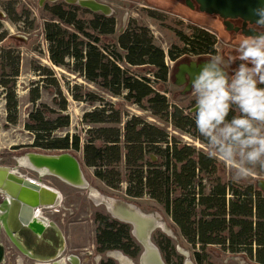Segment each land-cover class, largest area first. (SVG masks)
Here are the masks:
<instances>
[{
  "label": "trees",
  "instance_id": "obj_1",
  "mask_svg": "<svg viewBox=\"0 0 264 264\" xmlns=\"http://www.w3.org/2000/svg\"><path fill=\"white\" fill-rule=\"evenodd\" d=\"M46 11L50 20L45 24V38L49 43V60L55 67L98 86L126 105L149 112L181 133L197 130L194 114L171 105L156 87L169 81L166 58L174 61L181 57L184 47L177 55L173 51L166 55L155 44L149 29L136 21L117 34L115 16L107 17L76 5L54 3L47 5ZM13 15L17 17L11 19ZM8 17L13 22L22 18L14 8L9 10ZM151 17H155L154 13ZM2 20L0 15V91L6 101L8 122L17 125L16 87L22 57L7 42L21 41L4 31ZM192 32L195 34L190 36V42L195 52L216 55L211 34L201 28ZM188 38H183L184 44ZM141 68H149L147 76L134 73V69ZM34 72L43 78L52 77L56 94L63 99H54L58 110L48 105L37 107L40 85L30 90V101L35 106L26 123V129L34 135L31 150L47 155L70 153L76 158L74 153L81 152L83 164L77 159L82 171L83 167L92 169L95 178L112 190L126 184L128 198L148 197L156 202L181 238L195 250V264H204L206 251L214 247L231 254H245L255 264H264V191L254 185L224 182L218 177L215 158L173 138L166 128L116 110L113 104L79 84L68 87L72 98L100 106L84 114L83 122L88 127L84 138L70 133L59 135L70 127V117L65 115L68 101L61 83L49 68L40 65ZM94 222L99 254L121 249L133 259L140 257L142 249L129 225L100 212L95 213ZM153 241L166 264H174L173 259L180 258L170 238L158 234ZM102 264L113 262L107 260Z\"/></svg>",
  "mask_w": 264,
  "mask_h": 264
},
{
  "label": "rangeland",
  "instance_id": "obj_2",
  "mask_svg": "<svg viewBox=\"0 0 264 264\" xmlns=\"http://www.w3.org/2000/svg\"><path fill=\"white\" fill-rule=\"evenodd\" d=\"M97 1L107 3L115 10L114 16L117 20V34L124 31L131 21H136L139 25L149 29L155 44L161 47L166 55H169L171 51L177 55L184 47L183 38L191 36L192 31L197 27L209 30L224 42L229 41V38L214 17L201 14L200 12L193 13L184 10L179 6L171 5L165 0ZM62 2L60 1L58 3ZM52 4L54 3L46 1L42 6L41 0H0V14L3 15L4 31L10 37L21 41L20 44L9 41L7 45L18 49L22 57L21 75L17 80L16 87L19 101V121L17 125H12L8 122L6 101L0 91V167L15 168L17 158L23 157L28 153H36V151L30 149L34 144V135L26 129L28 115L35 108L30 101V90L35 88L37 86L36 84L40 85L41 99L38 101L37 107L40 105H48L58 110L59 106L55 104L54 99L57 98L59 102H62L63 97H59L56 94V88L53 86V80L51 79L52 77L48 76L43 78L34 72L35 68L41 65L55 72L56 78L61 83L64 97L68 101V110L65 115L70 117V127L66 131L59 132V135L70 133L71 135H80L84 138L88 127L83 122V116L85 113L92 112L100 106L99 104L89 105L88 103L77 102L72 98L68 87L79 84L96 95L103 97L107 103L113 104L116 110L125 111L130 116H138L149 123L166 128L173 138L215 158L219 164L218 177L224 182L234 181L241 185H254L263 191L264 169H261L259 165L255 166L253 171L246 177L234 179L233 166L224 162L219 157L212 156L207 143L199 135L197 130L192 131L190 134L181 133L175 130L170 124H165L155 119L149 112L143 111L136 106L126 105L122 102L123 100L112 98L108 94H105L98 86L77 78L65 69L55 67L49 60V43L45 38V24L50 20L46 6ZM11 8L16 10L18 17H22L21 21H11V19L17 17L16 15H13L11 19V16L8 17V12ZM151 13H154L155 17H151ZM217 49V53L225 58V63L229 56L235 55L234 53L231 54L228 47L223 46L222 43L217 46ZM167 64L169 69H172L173 60L168 58ZM148 69L141 68L134 69L133 71L138 76H147ZM156 87L169 99L171 105L179 106L188 110L189 113L194 114L195 96L193 92L184 95L183 88L175 86L172 79H169L165 86L156 85ZM94 127L97 128L100 126ZM74 155L83 164L82 153L78 152L74 153ZM20 173L38 180L42 184L62 194V200L56 207L60 212L56 214L53 209L50 210L51 212L48 215L50 221L56 222L64 231L67 238V254L80 257L82 264H96V258L99 255L95 246V213L100 212L109 215L106 207L100 205V202L92 198L90 189L98 191L99 194L110 201L113 199L116 202L120 200L124 203L123 206L134 205L143 214L155 216L163 225L157 228L152 234V242L154 243V236L158 234L164 235L174 242L176 253L180 257L173 259L174 264H180V259L182 260V264H185L187 260L193 263L195 262V250L181 238L172 220L161 210L157 203L148 197L140 200L128 198L125 195L126 184H122L119 190H112L95 178L92 169H86L84 167V177L88 185H90V189L75 188L56 177L50 175L42 176L29 169L21 168ZM134 240L143 250L137 239L134 238ZM107 260L110 259H108L106 254L104 259L100 261V264ZM134 260L136 264H139V259ZM204 264L255 263L245 254H231L223 251L220 247H214L206 251V261Z\"/></svg>",
  "mask_w": 264,
  "mask_h": 264
},
{
  "label": "clouds",
  "instance_id": "obj_3",
  "mask_svg": "<svg viewBox=\"0 0 264 264\" xmlns=\"http://www.w3.org/2000/svg\"><path fill=\"white\" fill-rule=\"evenodd\" d=\"M228 59L239 66L229 72L225 58L213 55L191 79L194 123L211 155L231 164L234 179H241L257 165L264 169V34L243 39ZM107 256L113 264H136L121 249Z\"/></svg>",
  "mask_w": 264,
  "mask_h": 264
},
{
  "label": "water",
  "instance_id": "obj_4",
  "mask_svg": "<svg viewBox=\"0 0 264 264\" xmlns=\"http://www.w3.org/2000/svg\"><path fill=\"white\" fill-rule=\"evenodd\" d=\"M49 1L56 3L61 0H41V5ZM69 5H76L80 8L87 9L93 13H100L105 16H111L112 10L107 5H103L93 0H63ZM199 6L201 13L208 15H218L221 19L227 21L231 19H241L245 24L250 23L251 25L264 26V15L261 14L264 11V0H194ZM3 16L2 14H0ZM250 36L259 35L256 32H250ZM205 63V62H204ZM192 63L191 66L181 65L178 69L177 78L179 82L178 86L184 84L186 77L188 76L189 84L184 93H191V79L194 78L195 74L198 73L203 66V64ZM194 112V111H193ZM192 112V113H193ZM32 154L34 156H41V159L37 162L40 166H47L52 168L60 176L78 183L84 182V185L88 187V183L84 177V173L81 168L80 161L71 155L70 153H63L59 155H47L39 153H28L29 156ZM14 172L9 167H0V214L5 227L13 228L15 232L19 233L20 246H23V231L32 228H37L38 232L34 233L31 237L32 241H40L41 246L44 243L42 239H47L46 234L42 235L40 227L33 225L34 220L41 219L38 217V209L40 208H51L56 207L62 199L50 191L44 188L40 184L29 181L27 178L19 175V164L17 163ZM264 191V189H263ZM104 205L108 213L112 218L123 222L131 227L132 236L137 239L136 235L139 233L143 236V243L137 239L139 244L142 246L143 250L139 257V264H166L159 248L152 242L153 232L159 228L155 224V216H144L141 212H133L122 206L124 203L120 200L117 203L110 202ZM131 206V205H129ZM133 207H136L132 205ZM113 209L118 210L119 216H115L111 211ZM54 235L60 237V248L64 250L65 240L61 234L59 228L55 223H50L48 228L49 231ZM50 243L53 241L52 238H48ZM34 242V243H35ZM153 248L157 251V256H155V261L152 263L147 261L145 253L147 248ZM41 249L43 247H40ZM3 257V248L0 245V261ZM48 261V260H47ZM185 264H194L192 261L187 260Z\"/></svg>",
  "mask_w": 264,
  "mask_h": 264
},
{
  "label": "flooded vegetation",
  "instance_id": "obj_5",
  "mask_svg": "<svg viewBox=\"0 0 264 264\" xmlns=\"http://www.w3.org/2000/svg\"><path fill=\"white\" fill-rule=\"evenodd\" d=\"M165 1L170 3L171 5L179 6L182 9L193 12V13L200 12L199 6L194 0H165ZM62 3H65V2H62ZM146 9H149V8H146ZM201 14L214 17L218 25H220V27L224 30V33L226 34V36L229 38L228 42H224L220 37H218L214 33H211L209 30L201 28L203 30H206V32H208L214 37L213 41L215 42L216 52L218 51L217 46L220 43H222L223 46L228 47V50L231 52V54L232 53L236 54V49L238 48L240 42L245 38L253 37L249 35L250 32H256L259 35L264 34V26L251 25L250 23L245 24V22L241 19H231V20L225 21L221 19L218 15H208L205 13H201ZM194 34L195 33L192 32V35ZM191 38L192 37L189 36V38L186 40L184 44L183 55L173 61V67L172 69H170V76H169V79L170 80L172 79L174 81V85L177 87L183 88L184 92L186 91L188 87L189 79L187 76L182 86L177 85V83L179 82L177 78L179 66L181 65L191 66L192 63L202 64L206 62L211 56H213V55H204L200 53L199 51L195 52V48H193L192 43L190 42ZM217 54L218 53H216V55ZM239 63L240 61H237L235 64H231L229 59H227L225 66L227 70L231 72L233 68H236L239 66ZM53 209L40 208L37 211V213L39 211L41 212L40 215L38 213V217L41 219V223H37L38 225L37 227H40L41 234L42 235L46 234L45 236L47 238V239L41 238L42 242L44 243L43 245L45 246H41L40 241L36 240L35 242V241H32L31 239L33 234L34 233L36 234V232H38L37 228H32V229L23 231V236H24L23 243H22L23 246L22 245L20 246L21 242L19 241V233L15 232L13 228L5 227V225L3 224L2 218H1V214H0V245L3 248V257L0 261V264H82V259L80 257L76 255L67 254V238L64 234V231L56 224V222L55 224L59 228L65 240L64 250L60 248V237H58V235L55 234L53 238L51 229L49 231L46 230L50 223H54L50 221V217L48 215L51 212L50 210H53ZM59 212L60 210L55 211L54 213L58 214ZM110 217L112 218L111 215ZM120 223H123V222H120ZM48 238L49 239L52 238L53 241H51L50 243L49 241H47ZM95 246H96V243H95ZM40 247H43V248L41 249ZM96 251H97V247H96ZM70 258H73L75 260L71 261Z\"/></svg>",
  "mask_w": 264,
  "mask_h": 264
},
{
  "label": "bare ground",
  "instance_id": "obj_6",
  "mask_svg": "<svg viewBox=\"0 0 264 264\" xmlns=\"http://www.w3.org/2000/svg\"><path fill=\"white\" fill-rule=\"evenodd\" d=\"M39 159H41V156H34L32 154H29V156L25 155L23 157H20V158H17V163L19 164V168L21 169H29V170H32V172H36L42 176H47V175H50V176H53V177H56L57 179L61 180L62 182L70 185V186H73L75 188H79V189H90V185H88L89 187H87L86 185H84V182H78V183H75V182H72L62 176H60L59 174H57L56 171H54L52 168H49L47 166H40L37 164V162L39 161ZM14 172L16 171L15 168H11ZM20 169H19V175H21L22 177L24 178H27L29 181L31 182H34V183H37V184H40L41 186H43L44 188L46 189H49L50 191L56 193L60 198L59 199H62V194L53 189V188H50L44 184H42L40 181L38 180H35L33 178H30V177H27V176H24L20 173ZM49 177V176H48ZM90 192H91V195H92V198L97 201V202H100L103 203L104 205H106V203H108V205L110 206V202H114V203H117L114 199L113 200H109L107 198H105L104 196H102L101 194L98 193V191H95L94 189H90ZM123 206V205H122ZM125 208H127L128 210L130 211H133V212H141L139 211L137 208L133 207L132 205L131 206H124ZM112 214H114L116 217L119 216L118 214V210L117 209H113V211H111ZM39 215H40V211L38 212ZM142 213V212H141ZM143 214V213H142ZM144 216H150V215H146L144 214ZM152 217V216H150ZM37 223H41V221L39 219H37L36 221L34 220L33 222V225H37ZM155 224L157 226H162L163 224L157 220V218L155 217ZM164 227V226H163ZM154 233V232H153ZM137 239H139V241L141 243H143V236L141 234H137L136 235ZM157 251L155 248H153V246H150V248H147V252L145 253V257L147 258V261L152 263L153 261H155V256H157ZM71 261H74L75 259L73 258H70Z\"/></svg>",
  "mask_w": 264,
  "mask_h": 264
},
{
  "label": "built area",
  "instance_id": "obj_7",
  "mask_svg": "<svg viewBox=\"0 0 264 264\" xmlns=\"http://www.w3.org/2000/svg\"><path fill=\"white\" fill-rule=\"evenodd\" d=\"M61 1H63V0H61ZM93 1H96V2H98V3H101V4H103V5H107L108 7H110L111 10H112V14H111V16H114V14H115V10H114L109 4H107V3H102V2H99V1H97V0H93ZM58 2H60V1H58ZM58 2H56V3H58ZM63 2H65V1H63ZM65 3H66V2H65ZM66 4H67V3H66ZM107 17H110V16H107ZM167 60H168V57L166 58V65L168 66V64H167ZM49 209H53V207H51V208H49ZM54 211H58L56 207H54Z\"/></svg>",
  "mask_w": 264,
  "mask_h": 264
}]
</instances>
